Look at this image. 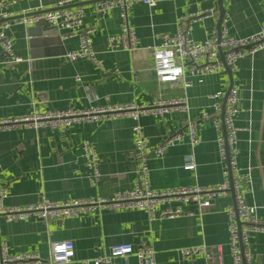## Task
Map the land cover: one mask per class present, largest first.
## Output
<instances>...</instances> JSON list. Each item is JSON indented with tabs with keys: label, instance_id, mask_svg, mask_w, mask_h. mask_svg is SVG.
I'll use <instances>...</instances> for the list:
<instances>
[{
	"label": "crops",
	"instance_id": "obj_1",
	"mask_svg": "<svg viewBox=\"0 0 264 264\" xmlns=\"http://www.w3.org/2000/svg\"><path fill=\"white\" fill-rule=\"evenodd\" d=\"M61 1L71 5L88 0H7L3 9L18 16L54 8ZM75 6L84 10L83 26L92 29L91 41L99 63L88 58L66 59L65 53L77 47L76 38L53 39L47 47L56 53L31 54L27 29L32 25L12 22L6 30L12 41L11 58L21 57L22 61L9 62L0 42V118L131 102L148 105L159 97L186 96L190 106L187 113L172 110L163 117L147 114L138 119L151 148L170 135L182 133L161 156L149 153V186L166 190L217 186L228 180V175L223 174L218 131L210 121L200 120L203 111H212L211 95L227 91V71L208 74L199 82L188 75L185 66L186 78L193 80L190 87H183L181 81L158 82L150 47L159 43L163 34H173L178 26L188 28L195 41L210 36L217 29L218 0H163L153 7L133 3L128 18L136 32L137 49L131 51H112L108 45V37L120 30L119 8L102 14L92 2ZM222 6L228 35L243 37L264 27V0H222ZM49 34L59 36L51 30ZM62 48L63 53L57 54ZM75 75H81L80 83L74 80ZM231 75L233 87L238 89L237 164L240 173L249 172L252 182L251 190L244 185L242 194L247 203L256 206V215L264 222V49L252 58L238 59ZM188 121L195 124L199 139L192 147L194 170L183 168V156L191 150ZM133 123L130 117L119 116L77 122L64 129H35L19 124L0 131V189H5L7 195L3 206H24L41 198L66 201L111 197L128 190L136 180ZM84 140L91 141L100 156L101 178L96 183L91 181L81 153ZM234 203L233 190L229 189L212 196L209 207L194 201L182 203L183 213L174 218L150 220L139 209L102 206L61 221H6L0 215V241L6 243L10 254L34 252L46 257L50 243L69 239L74 245V257L65 264H80L83 258L105 255L111 245L119 243H129L134 249L150 246L156 264H231L227 209ZM166 206L162 203L157 210ZM201 244L206 245L211 258L202 254L181 257L180 248ZM248 251L251 264H264V233L249 235ZM115 262L137 264L133 255Z\"/></svg>",
	"mask_w": 264,
	"mask_h": 264
},
{
	"label": "built area",
	"instance_id": "obj_2",
	"mask_svg": "<svg viewBox=\"0 0 264 264\" xmlns=\"http://www.w3.org/2000/svg\"><path fill=\"white\" fill-rule=\"evenodd\" d=\"M163 0H100L94 2L95 10L105 14L114 8H119L120 30L108 37L110 50H135L137 49V37L135 30L129 24L128 11L135 2H141L148 7H153ZM14 2V1H12ZM66 1L59 2L52 10L22 16L12 20L0 22V42L3 50L9 55V62L22 61L21 57H12V41L7 36L6 30L12 22L24 25H33L40 19L51 27L52 31L61 39L76 38L77 47L65 53L68 61L79 58H88L99 63L96 51L91 41V28L83 26L84 10L82 6L61 7ZM7 0H0V18H9L12 15L3 7ZM41 8V6H39ZM214 9L211 10V13ZM153 58V71L158 82L177 83L182 82L183 87H190L192 79L186 78L185 66L188 75L202 81L208 74L223 71L225 67L230 71L236 70L237 60L242 57L252 58L257 52L264 49V27L247 36L233 37L227 34V29L222 20L219 32L213 30L210 36L202 41H195L189 35V29L178 26L173 34H163L159 43L150 46ZM223 53L221 59L220 52ZM74 80L81 82V75H75ZM87 89V87H85ZM225 93L217 92L211 95L214 102L212 111H203L200 120H207L218 131V149L224 160L223 174L231 175V178L217 186L193 187L181 186L166 190H154L149 186L148 156L153 153L161 156L167 147L173 145L182 137L177 132L167 137L163 143L156 147H150L147 136L138 119L140 116L151 114L163 117L172 110L188 112L190 109L186 96L169 98H156L152 103L137 105L134 102L124 105L91 106L86 109L54 110L44 113H31L14 118H0V131L24 124L28 127H48L51 129H64L74 123L88 121L95 122L100 119H108L119 116H127L134 122L132 125L133 151L132 158L135 161L136 180L131 188L114 193L111 197H89L85 199H70L66 201H52L41 198L39 201L24 206L13 205L5 207L2 200L7 196L5 189H0V215L6 221L27 220L36 218L40 220L55 219L58 221L67 217H77L85 211L92 210L96 206L107 207L113 210L139 209L144 211L150 220L174 218L181 215L182 203L194 201L201 207L211 205V197L226 193L231 187L234 194V206L227 209L229 223V249L232 257L231 264H251L249 247V235L253 232L264 233V222L256 215V206L249 204L243 197L242 188L247 186L251 190V178L249 172H242L238 168L237 160L239 148L237 146V132L239 128L235 124L238 113V89L231 87L225 97L224 108L220 99ZM223 116L221 117V112ZM187 135L191 150L183 156V168L194 170L196 163L192 147L198 142L196 127L192 121L186 125ZM81 153L85 159L86 168L89 171L91 181L98 182L101 178L99 171L100 156L95 145L84 140L81 144ZM230 180V181H229ZM165 203L167 206L161 210L157 207ZM175 203V206L172 204ZM237 219L240 224H237ZM182 258H189L196 254H202L211 258L205 244L179 249ZM133 255L137 264H156L154 251L150 246H142L134 249L129 243L111 245L109 252L94 258H83L80 264H116L117 258L127 259ZM74 257V245L69 239L50 243L48 255L41 257L38 253L23 252L10 254L6 243L0 241V264H65Z\"/></svg>",
	"mask_w": 264,
	"mask_h": 264
},
{
	"label": "water",
	"instance_id": "obj_3",
	"mask_svg": "<svg viewBox=\"0 0 264 264\" xmlns=\"http://www.w3.org/2000/svg\"><path fill=\"white\" fill-rule=\"evenodd\" d=\"M97 1H100V0H88V1H85V2H79V3L71 4V5H64V6H61V7L83 5L84 3H88V2L94 3V2H97ZM218 6H219V16H218L216 28H217V30L219 32V29L221 27V23H222V20H223V17H224V8L222 6V0H218ZM52 9H54V8L44 9V10H40V11H34V12H30V13H27V14H24V15L11 16L9 18H0V22H3L5 20H12V19L19 18V17H22V16L33 15V14H36V13H43L45 11L52 10ZM50 30L52 31L51 27H49V26L45 27V21L42 20V19L37 21L34 25L28 27L27 33H28V36H29V46H30V49H31L30 50L31 54H37V53L50 54L52 52L56 53L55 49H50V48L47 47L48 44L52 43L53 39H55V40L59 39V36L49 34ZM38 46H41V48L39 49ZM57 50H59V49H57ZM62 50H63V48L61 49V51H59L60 53L57 52V54L63 53ZM220 55H221V59H222L223 58L222 51L220 52ZM225 70L227 71V73H228V75L230 77V84H229V87H228L227 91L225 92V95H224V98H223L222 110L224 108L225 97H226L229 89L233 86L231 71L227 67H225ZM222 116H223V111L221 112V117ZM230 178H231V175L229 176V179ZM230 190H232V187L230 188ZM237 224H240V220L239 219H237Z\"/></svg>",
	"mask_w": 264,
	"mask_h": 264
}]
</instances>
